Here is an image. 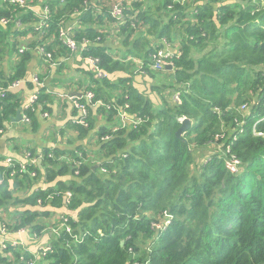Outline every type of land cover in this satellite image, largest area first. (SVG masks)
Returning <instances> with one entry per match:
<instances>
[{
  "label": "trees",
  "instance_id": "trees-1",
  "mask_svg": "<svg viewBox=\"0 0 264 264\" xmlns=\"http://www.w3.org/2000/svg\"><path fill=\"white\" fill-rule=\"evenodd\" d=\"M118 1L0 0V44L19 55L11 75L0 64V141L20 108L34 132L49 117L44 83H27L38 89L30 106L7 86L26 79L35 50L50 66L75 55L62 27L73 25L79 46L89 41L82 57L99 58L103 74L89 65L90 83L78 80L85 90L67 98L76 133L67 147L0 151L7 237L22 229L27 241L48 237L35 251L0 243V264H264V0H122L120 18ZM29 34L36 39L26 42ZM117 39L118 49L109 44ZM160 49L173 56L156 70ZM119 70L129 74L114 79ZM136 75L154 79L158 102L134 84ZM182 117L192 121L185 139L176 136ZM232 154L241 160L235 173L226 167Z\"/></svg>",
  "mask_w": 264,
  "mask_h": 264
},
{
  "label": "crops",
  "instance_id": "crops-1",
  "mask_svg": "<svg viewBox=\"0 0 264 264\" xmlns=\"http://www.w3.org/2000/svg\"><path fill=\"white\" fill-rule=\"evenodd\" d=\"M26 37L29 38L28 40H26V42H30L32 39L33 40L36 39V36H33V34H29ZM109 44L117 49L121 46L118 39L114 42L110 40ZM9 47L10 44H8V47H5V45L0 44V54H2L4 49ZM124 49L125 47L122 45V48L120 50L125 51ZM39 54L40 53L38 51L36 50L34 51V57L30 61L28 66L29 68L28 76L26 77V79L23 78L21 79L22 82L19 85V87L16 89H18L17 90L18 93H21L24 103L25 101H27L25 103L27 104L30 95L35 93L33 89L29 88L27 83L29 82L33 83L32 77L34 74L42 73V77H43L42 80L43 83L45 84V88L48 93H51L53 95V101L50 102L49 104V107L51 108L50 113L48 111L49 117L40 118L41 125L39 129H37L35 132L32 131L28 127V125L26 123H23L22 121L11 122L8 126V129L6 130V133H4V138L6 139V141H0V151L5 153V155L7 156L16 155V154L22 156L27 151V149H34L36 152H39L42 151L45 147L51 145L54 146L60 145L67 147L68 141L76 137V133H74L72 129L71 128L69 129V127L67 126L68 122L72 117V109H73L71 103L68 102L67 98L71 95L70 92L72 91L85 90L86 86L81 87L79 83L76 82L78 80H81V82L84 81V84L90 83V79L86 74L89 71L90 67L83 58H80L79 56L71 55V53L67 54V56H61V55L58 56L57 57L58 59L56 60V64H52L50 66L49 63L45 62L44 58L42 56L40 57ZM116 55L119 57L127 56V54L125 53L116 54ZM18 59H19V55L17 53L14 55L13 61L10 62H8V60H6L5 58L0 57L1 69H4V71L7 74L11 75L13 73L12 66L16 65L17 63L16 60ZM130 60L139 62L138 59L131 58V56H129L127 58V61ZM128 74L129 73L126 71L119 70L115 74H113V78L115 79L118 77H127ZM145 79H150V78L144 75H136L134 77V84L140 90L144 92L147 91L150 94V97L155 98V102H158L159 97L156 94L151 93L149 91V88L154 82V79L150 80L151 81L150 83H146L148 85L147 88L145 87L146 84L138 85L137 83L138 80L143 81ZM157 81L162 82L160 78L157 79ZM9 85L7 86V89H9ZM64 98H66L67 101H65ZM12 140L18 143V145L13 144L11 142ZM20 140H22V143L20 142ZM88 142H89V136L83 138L82 140H79V143H83V144H88ZM12 149L16 150V152H14L16 154H14L11 151ZM47 241L48 239L45 242ZM27 242L29 248L32 249V246L34 244H37L38 240L37 241L29 240Z\"/></svg>",
  "mask_w": 264,
  "mask_h": 264
},
{
  "label": "built area",
  "instance_id": "built-area-1",
  "mask_svg": "<svg viewBox=\"0 0 264 264\" xmlns=\"http://www.w3.org/2000/svg\"><path fill=\"white\" fill-rule=\"evenodd\" d=\"M13 2L18 3L21 7H30V5L28 4L29 0H12ZM125 5L124 2L118 1L114 7H113V14L120 18L124 16V10H125ZM43 19L39 24V28L42 29L43 27L46 28L48 26V23L46 21V19H48V10L47 7L45 8L44 14L42 15ZM1 22L3 24H8L10 22V18L7 17H3L1 18ZM16 25L19 26L21 25V21L17 20L16 21ZM73 33V25H69V26H64L60 29V33H59V37L62 40L63 44L67 47L70 48L71 52L73 54H75V56H79L81 58L82 54L81 51H83L86 46L89 44L88 40H85L84 43H81V46L78 45V42L75 41V39L71 36V34ZM26 45H20L19 46V52L22 53L25 50ZM40 52L45 53V50L43 47L40 48ZM41 53V54H42ZM47 57L50 59L51 58V54L50 53H46ZM45 55V56H46ZM173 54L170 51H164L163 49H160L157 53L154 54V61H153V67L156 70H160L162 69L164 66L166 67V65H168L169 63L166 61L167 57H172ZM47 58V59H48ZM84 59V58H83ZM85 62L88 65H91L92 67L96 68V72L98 73L99 76H102V72L101 69L98 66L99 63V58L97 57H93V56H87L85 57ZM22 80H16L14 82H12L9 85V89H16L19 87V85L21 84ZM32 82L35 83L37 86H42L43 81L40 79L38 73L34 74L32 77ZM5 89L3 87L0 86V95H5ZM87 98L91 101L94 97L93 93L88 92L86 94ZM82 97V96H81ZM81 97H77V98H81ZM38 100V90L35 91L34 94L30 95L29 101L26 104L27 105H33L36 101ZM74 104L83 112V116L87 115V110L85 108V106L83 104H81L78 100L74 101ZM247 108V104H242L241 106V110H245ZM45 116L48 115V113L44 114ZM129 118V117H128ZM185 117L180 118V121H182ZM23 121L29 122L30 119L28 118V116L23 115L22 117ZM130 121V118H129ZM80 122H83V120H80ZM141 122V119H140ZM137 122H135L136 124ZM260 135L262 132H259ZM256 134V132H255ZM229 151V150H228ZM27 158H31V153H28L26 155ZM12 159L11 158H7L6 162L7 163H11ZM32 162H36V158L32 159ZM240 164H241V160L240 158H238L236 155L232 154L229 158L226 159V167L233 173L238 172L239 168H240ZM1 182V181H0ZM19 233H27V231L25 229H22ZM7 234L4 226H2L0 224V243L2 244L3 248L7 247V242H9L11 245L15 246V245H24L25 246V242L24 240L21 239L20 236H16L15 239L12 238H8ZM27 264H34L33 261H28Z\"/></svg>",
  "mask_w": 264,
  "mask_h": 264
},
{
  "label": "water",
  "instance_id": "water-1",
  "mask_svg": "<svg viewBox=\"0 0 264 264\" xmlns=\"http://www.w3.org/2000/svg\"><path fill=\"white\" fill-rule=\"evenodd\" d=\"M172 66H168V68H171ZM71 94H77L80 95V93L78 91H72L70 92ZM22 108H20L16 114V116L12 119L14 122H19L22 120ZM192 121L189 118H184V120L181 122V126L179 127V129L176 131V136L180 139H185L184 134L185 132L189 129V127L191 126Z\"/></svg>",
  "mask_w": 264,
  "mask_h": 264
},
{
  "label": "rangeland",
  "instance_id": "rangeland-1",
  "mask_svg": "<svg viewBox=\"0 0 264 264\" xmlns=\"http://www.w3.org/2000/svg\"><path fill=\"white\" fill-rule=\"evenodd\" d=\"M21 39L19 38V41H20ZM16 50H14V48L13 47H9V48H6V49H4L3 50V52H2V54H0V57H2V58H5L6 60H8V62H10V61H13V57H14V55L16 54ZM150 80H152L151 78L150 79H145V80H143V81H137V83H138V85H144V84H146V83H150L151 81ZM147 84L145 85V87L147 88ZM248 107V106H247ZM258 123V122H257ZM26 126V125H25ZM243 131V129H241L240 130V132H242ZM254 132H256L255 131V128H254ZM26 139V138H25ZM13 144H17L18 145V143H16L14 140H12L11 141ZM20 142L22 143V140H20ZM218 149H220L221 150V148L220 147H218ZM229 150V148L227 149V151ZM209 151H215V148H213L212 150H209ZM203 153H205V152H203ZM207 154H209L208 152H207Z\"/></svg>",
  "mask_w": 264,
  "mask_h": 264
},
{
  "label": "clouds",
  "instance_id": "clouds-1",
  "mask_svg": "<svg viewBox=\"0 0 264 264\" xmlns=\"http://www.w3.org/2000/svg\"><path fill=\"white\" fill-rule=\"evenodd\" d=\"M184 120V119H183ZM182 120V121H183ZM181 121V122H182ZM16 236H20L22 240H24V242H27L25 236L26 234L25 233H15V234H9V238H12V239H15ZM48 239L47 235L43 236L42 239L37 243V244H34L32 246V251H35L37 247H39L40 244H43L46 240Z\"/></svg>",
  "mask_w": 264,
  "mask_h": 264
}]
</instances>
